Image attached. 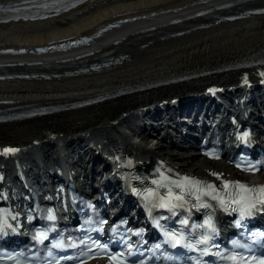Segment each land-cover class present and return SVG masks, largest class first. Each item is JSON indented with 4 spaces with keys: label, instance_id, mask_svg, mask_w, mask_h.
I'll return each mask as SVG.
<instances>
[{
    "label": "bare ground",
    "instance_id": "obj_1",
    "mask_svg": "<svg viewBox=\"0 0 264 264\" xmlns=\"http://www.w3.org/2000/svg\"><path fill=\"white\" fill-rule=\"evenodd\" d=\"M10 1L13 0H0V4ZM197 1L92 0L49 21L0 25V48L20 46L32 49L34 46H44L62 38L89 34L96 27L120 15L136 16L183 8L176 15L157 16L144 26L127 25L124 26L125 30L121 28L123 32L114 35L108 33L93 42L87 50L88 53H92L86 58L87 62L116 55H123L126 58L100 74L91 75L90 77L93 78L87 82L84 81L86 76L64 75V72L72 71L65 68L71 63L61 61L69 60L73 56L0 60V64L22 63L20 68H12L15 71L40 72L50 77L0 82V101L6 100L12 103L0 109L29 105L33 107L66 105L96 94L142 89L141 92L85 109L65 111L36 120L0 124V146L26 148L27 156L42 151L46 159L50 160L53 151L47 147L53 148L52 145L56 142L68 143L66 152H76L80 154V158L82 156L86 158L90 143L95 141L98 148L104 147L109 151L108 157L118 161L117 164L124 161L126 154L141 167L147 165L148 161H153L154 172L158 175L166 172L155 161L156 159L164 161L174 170L182 172L189 170L194 175H198L199 179L214 184L240 178L224 160L208 161L202 158L197 150L196 155L179 151L162 155L155 150L159 144L149 148L145 144L148 139H144L140 144H132L119 129V124L125 122L126 117H131L132 112L138 108L151 107L158 102L182 96L199 95L213 85L227 88L237 86L245 72L251 78L255 77V71L251 73L249 70L231 68L264 59V15L252 17L250 21H243L233 26H212L184 33L181 37H171L173 33L186 32L201 23L185 22L182 23L183 27L179 28L167 26L170 19L184 17L190 9L188 6ZM249 3L252 6L264 7V0H252ZM173 15L175 16L172 17ZM206 23L208 21L202 24ZM149 27H154V30L145 31ZM34 62H38L39 65L29 67ZM220 68H230V70L206 76L199 75ZM119 140L122 146H119ZM85 143L87 147H84ZM70 147H75V150H69ZM120 148L124 149L123 152L115 151L121 150ZM138 156L144 158L137 159ZM140 160L145 161L146 164L140 163ZM244 178L252 182H264L262 174ZM91 264L107 263L98 261Z\"/></svg>",
    "mask_w": 264,
    "mask_h": 264
},
{
    "label": "snow or ice",
    "instance_id": "obj_2",
    "mask_svg": "<svg viewBox=\"0 0 264 264\" xmlns=\"http://www.w3.org/2000/svg\"><path fill=\"white\" fill-rule=\"evenodd\" d=\"M246 137H247V133H245V135L243 137H240V139L243 140V139H246ZM6 151L7 152H15V151H17V149L9 148ZM129 163H131V161H129ZM152 183L158 184L160 187H166V185L162 184L160 181H157V180H153ZM173 183L175 184V187L178 189H184L187 185H191L192 189L194 190L191 192V194L195 195V198L197 200H200V195L197 194L200 192V189L198 187V185L200 184V181H193V180H189L188 177H184L183 182H175L174 181ZM228 186L229 185L227 183L224 185L225 188H227ZM209 187H212V186L210 185ZM238 187L241 188L244 192L255 191L254 189H249L245 185H242V184L238 185ZM260 191H261V193H264V188H261ZM137 194L139 195V193H137ZM204 194L211 196L213 200L219 199L221 206L224 207V210L225 211L229 210L225 206V201L223 199L213 195L211 191L205 192ZM156 196H158V193L149 189L147 195L145 196V199L147 200L150 197H156ZM243 199H245V197L241 196L240 200L234 199L233 203H240ZM186 203H187V201L185 200V195L183 192L177 194V193L173 192L171 188H168L167 196H159V203L155 204V206L159 207V208L169 209L171 211L175 208H183ZM259 203L264 205V199H261L259 201ZM200 206L204 207V208L210 207V205H208V204H202ZM232 210L235 211L236 209H232ZM240 211H241L242 216L245 214L251 215V211L249 209H241ZM48 218L50 220L54 219L53 216H49ZM182 223L187 224V220L182 221ZM205 223L207 224V227L212 230L213 233L216 231L214 226L211 223V220L206 221ZM40 238H43V234L41 235ZM173 239H174V237H173ZM178 242L179 241H177V243ZM207 242H208L207 237H205L204 240L200 241V243H207ZM259 264H264V260L260 261Z\"/></svg>",
    "mask_w": 264,
    "mask_h": 264
}]
</instances>
